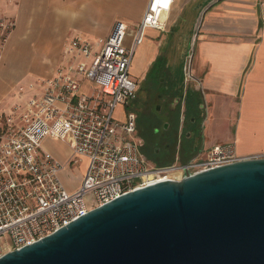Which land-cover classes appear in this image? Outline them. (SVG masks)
I'll return each mask as SVG.
<instances>
[{
    "label": "built area",
    "instance_id": "obj_1",
    "mask_svg": "<svg viewBox=\"0 0 264 264\" xmlns=\"http://www.w3.org/2000/svg\"><path fill=\"white\" fill-rule=\"evenodd\" d=\"M170 3L146 0L128 44L127 26L120 20L96 42L97 48L72 38L64 53L82 61L55 66L49 76L36 80L37 91L22 105L0 112V257L127 192L242 158L232 142L163 165L150 164L140 151L135 116L124 110L137 88L128 69L144 30L162 28ZM12 27L11 19L0 17V53ZM77 76L93 89L79 91ZM117 107L120 117L114 114ZM47 138L67 146L63 161L43 146ZM80 159L79 185L67 190L59 173Z\"/></svg>",
    "mask_w": 264,
    "mask_h": 264
},
{
    "label": "crops",
    "instance_id": "obj_2",
    "mask_svg": "<svg viewBox=\"0 0 264 264\" xmlns=\"http://www.w3.org/2000/svg\"><path fill=\"white\" fill-rule=\"evenodd\" d=\"M145 4L146 0H0V17L13 21L0 53V112L22 105L37 91L36 80L49 76L55 66L74 67L82 61L64 53L72 38L97 48L96 42L120 20L127 26L128 44ZM157 62L167 67L176 63L185 73L181 93L170 97L169 109L178 107L180 118L187 116V107L179 104L181 96L197 95L198 115L189 111V127L180 121L175 132L180 137L186 131L189 158L225 142L234 144L239 157L264 154V1L171 0L162 28L144 30L128 73L139 80ZM77 78L79 91L93 89L89 81ZM68 152L66 146L65 156L58 160ZM175 157L179 159L175 155L172 160ZM81 175L82 169L69 190L79 185Z\"/></svg>",
    "mask_w": 264,
    "mask_h": 264
},
{
    "label": "water",
    "instance_id": "obj_3",
    "mask_svg": "<svg viewBox=\"0 0 264 264\" xmlns=\"http://www.w3.org/2000/svg\"><path fill=\"white\" fill-rule=\"evenodd\" d=\"M0 264H264V154L127 192Z\"/></svg>",
    "mask_w": 264,
    "mask_h": 264
},
{
    "label": "rangeland",
    "instance_id": "obj_4",
    "mask_svg": "<svg viewBox=\"0 0 264 264\" xmlns=\"http://www.w3.org/2000/svg\"><path fill=\"white\" fill-rule=\"evenodd\" d=\"M132 79L135 80L137 86L135 97L124 106V110L134 114L137 135L144 137L147 142L140 149L141 153L152 165L156 164L157 161L166 164L165 161L175 155L179 158L178 162L188 159L190 150L185 138L186 131L180 137L176 136L175 132L180 121H182L184 128L189 127V111L198 115L200 106L197 103V95L188 92L181 96L179 104L187 107V116L184 113V117L181 116L180 118L178 107L174 109L168 107L170 97L172 95L178 96L181 93L185 79L184 70L179 69L176 63L167 67L157 62L148 68L139 80ZM114 114L120 117L119 107L114 110ZM193 132L197 136V127L193 128ZM195 141V146L199 148L200 140L195 138ZM165 145L168 146V149H164ZM43 146L57 159L66 154V145L57 140L47 138L43 141ZM153 147L158 149L157 154H154ZM78 162L65 166L59 173L60 181L67 190L75 186L79 179L83 160L80 159Z\"/></svg>",
    "mask_w": 264,
    "mask_h": 264
},
{
    "label": "flooded vegetation",
    "instance_id": "obj_5",
    "mask_svg": "<svg viewBox=\"0 0 264 264\" xmlns=\"http://www.w3.org/2000/svg\"><path fill=\"white\" fill-rule=\"evenodd\" d=\"M136 133H137V131H136ZM138 137H139V139H140V143H141V145H140V149L141 148H143L146 144H147V142H146V140L144 139V137H140L139 135H138ZM152 150H153V152H155L154 154H157V152H158V149H156V148H152ZM167 164V163H166ZM156 165H163V164H157L156 163Z\"/></svg>",
    "mask_w": 264,
    "mask_h": 264
},
{
    "label": "trees",
    "instance_id": "obj_6",
    "mask_svg": "<svg viewBox=\"0 0 264 264\" xmlns=\"http://www.w3.org/2000/svg\"><path fill=\"white\" fill-rule=\"evenodd\" d=\"M164 149H168V146L167 145H165V148ZM172 160V158H168L165 162H170ZM157 164H162V163H160L159 161H157L156 162Z\"/></svg>",
    "mask_w": 264,
    "mask_h": 264
}]
</instances>
